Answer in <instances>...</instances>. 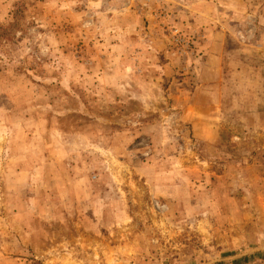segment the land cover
I'll use <instances>...</instances> for the list:
<instances>
[{"label":"rangeland","instance_id":"obj_1","mask_svg":"<svg viewBox=\"0 0 264 264\" xmlns=\"http://www.w3.org/2000/svg\"><path fill=\"white\" fill-rule=\"evenodd\" d=\"M186 3L0 0V264H264V0Z\"/></svg>","mask_w":264,"mask_h":264},{"label":"crops","instance_id":"obj_2","mask_svg":"<svg viewBox=\"0 0 264 264\" xmlns=\"http://www.w3.org/2000/svg\"><path fill=\"white\" fill-rule=\"evenodd\" d=\"M187 0H165V6L171 10H174V9H177V10H180L181 8H189V7H193L196 5V4H189V3H186ZM192 3V2H191Z\"/></svg>","mask_w":264,"mask_h":264}]
</instances>
